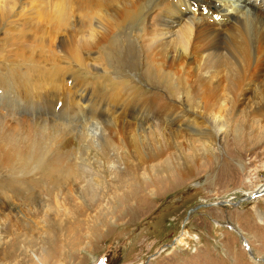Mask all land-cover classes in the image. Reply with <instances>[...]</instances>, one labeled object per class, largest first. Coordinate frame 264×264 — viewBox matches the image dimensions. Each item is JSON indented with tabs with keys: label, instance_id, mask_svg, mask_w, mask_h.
Masks as SVG:
<instances>
[{
	"label": "bare ground",
	"instance_id": "1",
	"mask_svg": "<svg viewBox=\"0 0 264 264\" xmlns=\"http://www.w3.org/2000/svg\"><path fill=\"white\" fill-rule=\"evenodd\" d=\"M241 2L227 6L222 0H9L6 5L0 0V35L18 37L16 24L55 16L65 27L60 47L48 50L49 71L37 69L45 61L36 54L43 50L36 42L18 48L25 61L37 65L31 63L23 71L20 65L0 64V166L20 180L16 192L30 191L28 182H43L44 193L58 203L63 184H68L74 195L91 200L100 195L92 178L99 168L113 172L119 164L129 170L126 174L137 173L145 169L148 157L180 153L182 126L204 135L196 126L207 123L198 116L211 123L217 116L233 115L230 121L210 125L219 135L237 117L264 114V1ZM135 25L140 30L134 35L139 52L131 41L122 45L121 35L130 36L129 28ZM96 49L100 52L95 55ZM140 55L143 78L151 76L152 87L167 91L169 99L129 81L125 70H138ZM69 75H74L71 84ZM84 75L91 76V82ZM179 95L182 103L176 101ZM243 101L252 102V108L236 107ZM72 118L78 119L67 123ZM128 146L137 164L129 160ZM168 158L156 170L174 164ZM126 177L112 187L115 194L128 187ZM134 180L137 184L141 178L136 175ZM247 249L255 258L248 243Z\"/></svg>",
	"mask_w": 264,
	"mask_h": 264
},
{
	"label": "rangeland",
	"instance_id": "2",
	"mask_svg": "<svg viewBox=\"0 0 264 264\" xmlns=\"http://www.w3.org/2000/svg\"><path fill=\"white\" fill-rule=\"evenodd\" d=\"M4 1L9 4V0ZM222 3L243 5L241 0H222ZM74 10L77 14L75 7ZM20 18L21 15L16 21ZM208 20L210 23L211 19ZM122 29L127 28L120 26ZM16 30L18 37L0 35V64L20 65V70L25 71L35 61H25L18 47L30 48L36 42L43 49L36 54L45 61L40 65L35 63L37 69L49 71L48 50L58 49L59 41L65 39V27L59 18L16 24ZM3 31L0 29V34ZM129 31L130 36L121 35L122 45L131 41L139 52L134 37L140 32L138 25ZM92 52L96 55L100 49ZM141 58L142 55L138 70H125L129 81L146 93L163 92L168 97L167 91L155 87L156 84L155 91L150 89L154 79L147 75V83L143 78ZM64 60H68L65 55ZM63 67L70 66L64 63ZM73 76L69 75V84ZM83 77L89 82L92 80L91 76ZM182 97L179 95L176 101L182 103ZM62 105L63 102L60 109ZM252 106V102L243 101L236 107L248 111ZM198 118L207 123L196 126L204 135L182 126L177 141L180 153L161 155L157 159L147 156L145 169L142 167L137 173L126 174L129 170L119 164L113 172L99 168L98 175L92 178L98 182L100 195L91 200L77 197L68 184H63L64 194L57 203L44 193V183L40 181L33 185L28 182L32 189L17 193L20 180L14 179L6 166H0V264H264L259 261L264 260V195L234 206L246 194L264 187V114L258 113L252 119L235 117L219 135L218 128L210 125L220 119L230 121L233 115L217 116L211 123ZM77 119H68L67 123ZM4 122L9 123V119ZM128 149L129 146L126 152L132 154L133 149ZM167 157H172L174 164L156 170L155 166ZM129 160L138 163L134 153ZM123 174L126 175L121 178ZM136 175L141 178L139 186L134 182ZM35 176L41 180L39 174ZM124 177L129 181L128 187H122L115 194L113 188L121 179L125 181ZM220 202L228 203L216 205ZM209 204L215 205L202 207L187 218L192 208ZM174 240L175 245L167 247ZM247 243L255 258L251 257Z\"/></svg>",
	"mask_w": 264,
	"mask_h": 264
},
{
	"label": "water",
	"instance_id": "3",
	"mask_svg": "<svg viewBox=\"0 0 264 264\" xmlns=\"http://www.w3.org/2000/svg\"><path fill=\"white\" fill-rule=\"evenodd\" d=\"M264 194V191H259V190H256L254 193L252 194H246L244 198H242L239 202L235 203L234 206H238L240 204V202H246V201H251V200H254L255 198L257 197H261L262 195ZM226 203L228 202H220V203H217L216 205H225ZM212 205H215V204H209V205H198L194 208H192L190 211H189V215H188V219H189V216L191 214H194L196 211H198V209L202 208V207H208V206H212ZM245 241V240H244ZM176 241L174 240L171 244H168L167 247H173L175 245ZM260 262H264V260H259Z\"/></svg>",
	"mask_w": 264,
	"mask_h": 264
}]
</instances>
